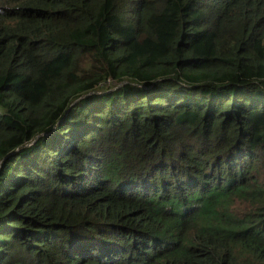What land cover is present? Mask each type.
<instances>
[{
  "label": "trees",
  "instance_id": "trees-1",
  "mask_svg": "<svg viewBox=\"0 0 264 264\" xmlns=\"http://www.w3.org/2000/svg\"><path fill=\"white\" fill-rule=\"evenodd\" d=\"M0 264H264V0H0Z\"/></svg>",
  "mask_w": 264,
  "mask_h": 264
}]
</instances>
